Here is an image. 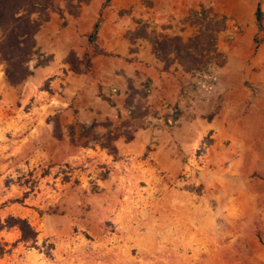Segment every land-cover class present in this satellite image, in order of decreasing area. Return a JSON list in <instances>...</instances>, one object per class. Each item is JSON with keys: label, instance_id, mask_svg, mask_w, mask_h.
Here are the masks:
<instances>
[{"label": "rangeland", "instance_id": "rangeland-1", "mask_svg": "<svg viewBox=\"0 0 264 264\" xmlns=\"http://www.w3.org/2000/svg\"><path fill=\"white\" fill-rule=\"evenodd\" d=\"M140 1L153 6V0ZM88 2L55 0L64 19L55 11L34 14L42 20L38 37L81 33L83 20L76 17ZM137 3L119 13L129 16ZM206 12L210 24L220 27L215 50L201 66L217 76L201 114L214 127L179 149L175 160L164 154L169 131L161 141L152 134L134 155L119 154L116 146L113 155L100 146L107 133L114 145L119 137L133 139L137 122L130 119L80 124L74 136V125H63L59 113L47 108L58 89L51 85L58 69L38 83L31 82L32 73L12 86L0 63V219L25 218L37 232L31 244L19 241L16 227L0 230V264H264V20L261 30L250 33L253 21L241 24L210 7ZM129 19L136 26L125 33H156L142 19ZM72 52L67 61L78 69ZM227 93L252 101L244 100L237 123L219 138L217 113ZM97 126L105 131L99 134ZM49 136H65L71 155L59 160L61 144L47 147ZM84 137L104 153L81 149Z\"/></svg>", "mask_w": 264, "mask_h": 264}, {"label": "crops", "instance_id": "crops-1", "mask_svg": "<svg viewBox=\"0 0 264 264\" xmlns=\"http://www.w3.org/2000/svg\"><path fill=\"white\" fill-rule=\"evenodd\" d=\"M103 1L89 0L80 7L76 19L83 20L81 33H42L40 37L36 34L37 54L30 61L31 66L38 55L50 54L52 58L47 64L34 68L30 80L38 83L55 75V69L60 71V76L51 80V85L58 86V89L47 99V108L59 113L63 125H74V136L80 132V124L130 119L137 122L134 137L126 143L120 137L115 141L119 154L134 155L152 140V134L156 136L155 140L161 141V133L166 135L169 131L163 140L167 154L163 150L169 160H175L179 149L192 144L214 127L213 122L201 118L202 109L207 108L204 103L209 100L205 94L211 92L200 86L196 73L185 71L176 61L165 69L164 62L155 56L147 39L135 37L131 40L125 31L136 24H131L129 16L142 19L148 30L156 32L154 34L179 35L185 41L198 32L199 25L195 19L199 17L200 10L206 11L210 7L215 13L241 24L253 21L255 27L250 33H256L255 10L259 5L264 12V0H250L248 3L240 0H153L151 9L138 0L129 16L119 12L134 0H110L101 8ZM97 20L99 27L95 43L108 54L95 53L88 40ZM71 50L78 57V72L63 61ZM85 53L87 66L82 62ZM247 98L252 101L248 95H223L217 113V137H224L228 131L226 126L237 123L236 112L243 108ZM253 99L256 100L255 97ZM187 113L191 115L188 119L185 117ZM44 130L49 131L48 125ZM95 131L102 134L105 128L97 126ZM83 139L87 144L81 149L104 153L97 143L86 137ZM47 141V147L61 144L55 153L59 160L71 155L67 152L65 136L60 140L49 136ZM51 152L53 149H49Z\"/></svg>", "mask_w": 264, "mask_h": 264}, {"label": "trees", "instance_id": "trees-1", "mask_svg": "<svg viewBox=\"0 0 264 264\" xmlns=\"http://www.w3.org/2000/svg\"><path fill=\"white\" fill-rule=\"evenodd\" d=\"M66 2H75L76 6L88 0H65ZM110 0H104L101 8L107 6ZM100 8V9H101ZM47 10L55 11L63 18V14L55 7V0H0V63L3 64V73L6 81L16 86L22 83L28 76L33 73V69L38 66L47 64L50 57H43L38 55L37 61L31 66L30 61L33 56L37 54L35 36L40 28L41 21L34 18L36 13L45 14ZM199 17L195 21L199 25L198 32L187 40H183L179 35L167 36L149 34L144 28H139L138 33H128L131 40L134 37H143L152 44L155 56L164 62L165 69L173 63H179L185 71L193 72L201 70L206 62L205 58L211 54L215 49L216 32L220 27L216 28L208 20V14L205 10H200ZM100 15V12H99ZM195 16V15H194ZM256 24L259 30L262 29V11L257 6L255 10ZM46 20V16L43 17ZM97 20L88 35V40L94 48L95 53L108 54L99 48L96 43V36L99 27ZM65 24V21L62 22ZM133 48H131V51ZM73 52H69V57ZM68 56L63 59L68 62ZM86 53L82 56V62L85 66L88 65V60L85 57ZM75 72L79 69L71 67ZM96 125L92 122L89 128ZM58 123H54L55 134L58 135ZM127 138H131L128 134ZM93 139L99 140L98 135H93ZM115 137L107 133L103 137L100 146L106 148L110 154L117 153L116 147L113 144ZM13 200L12 202H15ZM10 227H16L20 232L19 241L36 242L37 232L31 224L22 217L8 215L2 221L0 219V230ZM5 252L4 247L0 244V255Z\"/></svg>", "mask_w": 264, "mask_h": 264}, {"label": "built area", "instance_id": "built-area-1", "mask_svg": "<svg viewBox=\"0 0 264 264\" xmlns=\"http://www.w3.org/2000/svg\"><path fill=\"white\" fill-rule=\"evenodd\" d=\"M196 77L199 80L200 86L205 91H212L217 82V76L209 69H201L196 72Z\"/></svg>", "mask_w": 264, "mask_h": 264}]
</instances>
